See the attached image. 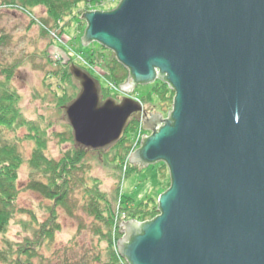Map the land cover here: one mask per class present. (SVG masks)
Masks as SVG:
<instances>
[{
  "label": "water",
  "instance_id": "obj_1",
  "mask_svg": "<svg viewBox=\"0 0 264 264\" xmlns=\"http://www.w3.org/2000/svg\"><path fill=\"white\" fill-rule=\"evenodd\" d=\"M82 43H98L129 73L122 98L71 66L77 97L63 107L76 149L106 152L131 120L141 148L127 160L163 162L171 186L152 221L121 222L128 264H264V0H122L86 11ZM162 81L166 119L130 97ZM149 116V118H146ZM123 227V229H122Z\"/></svg>",
  "mask_w": 264,
  "mask_h": 264
},
{
  "label": "rangeland",
  "instance_id": "obj_2",
  "mask_svg": "<svg viewBox=\"0 0 264 264\" xmlns=\"http://www.w3.org/2000/svg\"><path fill=\"white\" fill-rule=\"evenodd\" d=\"M121 1L108 0L99 7L83 4L68 19L47 24L48 15L43 7L30 9L17 2L0 0V71L6 68L12 70L13 77L10 85L21 96L20 105L26 117L34 121L43 118L46 124L53 125L50 129L46 151L49 158L58 160L64 151L72 146L70 142L62 143L60 138L52 135L53 133H66V125L68 126L63 109H59L56 97L51 92L52 89L46 87L47 78H51L55 72L65 67L60 56L64 55L65 58L72 60L67 62L69 69L73 65L86 67L96 79H99L103 89L106 88L107 83H111L113 89L107 88V91L117 94L119 98L127 95L113 83L107 69L113 58L112 52L98 43L94 42L89 46H84L81 41L87 24L80 17L86 11L111 12L117 9ZM56 53L60 56L56 57L54 55ZM3 79L4 77L0 76V80ZM52 81L58 82L59 78L52 77ZM152 84L137 86L130 97L141 102L142 98H147L151 93ZM141 104L145 109H149L148 114L153 115L157 112L163 115L164 119L168 117L169 110L173 108L161 107L160 101L155 97H152L151 102L147 104L141 102ZM136 130L133 137L135 143L137 140L142 141L144 135L149 137L152 134L143 130V123L141 126L140 121ZM1 133L4 140L17 143L24 158V165L18 176L17 187L20 192L14 204V217L10 222L8 232L0 238V264H17L15 263L17 256L7 255L12 254V251L16 249L15 245L21 244L23 239L32 236V233L23 225L32 222L31 212L36 214L37 222L42 223L48 217L47 207L50 203L27 189L28 184L38 177L34 178L30 174L28 161L34 145L30 141L23 140L25 131L17 133L3 131ZM140 148L141 142L133 151L130 150V155ZM95 153L88 152L83 167L74 173V183L66 209L57 208L62 231L56 235L53 242L41 247L38 257L28 255L26 257L20 250L19 255L22 258L19 264H98L97 256H100L101 262L105 261L107 244L99 233L106 234L107 227L97 223L87 214L83 206L85 190L94 184L93 180L99 183V189L111 200L113 197L116 198V201L112 202L115 216L111 237L117 255L119 254L117 238H124V234L119 233L121 231L119 226L122 221H133L122 210L125 206L122 203L124 198L131 199L133 204H140L151 199L158 205L159 197L171 186L170 172L163 162L152 164L141 170L138 166L139 168L129 169L125 174L127 165H124L123 170L119 172L113 163V155L104 156L103 153L98 155ZM133 204L130 203L129 206ZM159 215L160 213L156 217ZM7 243H10V246Z\"/></svg>",
  "mask_w": 264,
  "mask_h": 264
},
{
  "label": "trees",
  "instance_id": "obj_3",
  "mask_svg": "<svg viewBox=\"0 0 264 264\" xmlns=\"http://www.w3.org/2000/svg\"><path fill=\"white\" fill-rule=\"evenodd\" d=\"M20 3L22 6L30 9H36L43 7L47 12L48 20L46 23H53L59 20H66L73 16L76 9L80 5H93L99 7L108 2V0H10ZM62 55L64 61L63 69L58 70L52 77H58L59 81H52V77L47 78V88L52 89V93L55 95L60 110L64 106L73 101L79 93L78 83L74 80L67 62L72 61L68 57ZM91 62H93L91 60ZM79 66L81 69L90 72L86 67ZM111 80L115 85L121 87L129 79L128 71L112 58L110 65L107 67ZM91 73V72H90ZM13 72L10 68H6L0 71V76L4 79L0 80V238L5 236L8 232V228L12 218L14 217V204L18 196L19 188V174L24 165V158L18 148L17 143L4 140L2 137L3 131L8 132H21L25 131L23 140L30 141L34 145V149L28 166L31 169V176L38 179H33L27 186L29 191H32L41 196L50 205L47 207L48 217L42 222H37L35 213L31 212L32 222L24 224L26 230L32 233V236L23 239L21 244H17L16 249L12 251V254L7 256H17L18 259L15 263L21 262V256L19 251L28 255L29 257H38V253L42 246L54 241L57 234L62 231L60 226L57 208L63 207L66 209L70 199V193L72 185L74 183V173L78 172L83 167V162L88 155L87 151L76 149L73 146L72 130L66 125L67 132L63 134L53 133L52 135L60 138L62 143L70 142L71 148L61 155L58 160L49 158L46 155L48 137L50 135V129L53 125L45 123L43 118L39 121L30 120L26 117L21 104V96L12 88L11 80ZM92 74V73H91ZM93 75V74H92ZM94 76V75H93ZM95 77V76H94ZM96 78V77H95ZM49 80V81H48ZM108 89L102 88L103 98H115L118 99L117 94H112L107 91ZM152 97L157 98L161 107L172 108L175 92L169 88V85L162 81H155L151 87V93L147 98L140 100L144 104L151 102ZM139 121L131 120L129 127L123 139L116 144L113 148L106 152H96L95 154L113 155V163L118 171L123 170V166H126L125 174L129 169L139 168L138 166L130 165L128 156L130 155L133 146V137L138 129ZM94 184L89 188H86L84 195V209L87 214L95 219L99 224H103L107 227V233L102 235L103 240L107 244L106 259L101 262L100 256H97L98 264H128L127 261L121 260L119 254L117 255L112 245V223L115 216V209L113 200L106 196V193L99 189V183L94 181ZM122 203L125 205L122 210L128 214L130 219L137 222H148L154 220L159 214L158 205L151 199L144 201L140 204H133L129 198H124ZM132 203L133 205L129 206ZM98 231V230H97ZM119 241L120 239L117 238ZM10 246V243H7ZM23 256V255H22ZM27 257V256H26ZM7 258V257H6ZM31 264V263H28Z\"/></svg>",
  "mask_w": 264,
  "mask_h": 264
},
{
  "label": "built area",
  "instance_id": "obj_4",
  "mask_svg": "<svg viewBox=\"0 0 264 264\" xmlns=\"http://www.w3.org/2000/svg\"><path fill=\"white\" fill-rule=\"evenodd\" d=\"M56 57L57 56H60L59 55V53H56V54H54ZM60 58H62L61 56H60ZM109 85V86H108ZM113 86L111 85V83L109 84V83H107L106 84V88H111V89H113L112 88ZM142 123H143V120H140V125L142 126ZM141 141L140 140H137V142L135 143L134 141H133V146H132V150L131 151H133L134 150V148L136 147V146H138V144L140 143Z\"/></svg>",
  "mask_w": 264,
  "mask_h": 264
}]
</instances>
